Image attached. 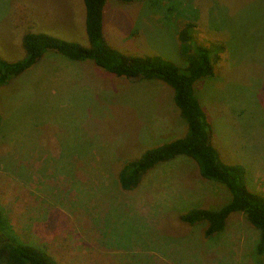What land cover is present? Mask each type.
I'll use <instances>...</instances> for the list:
<instances>
[{
	"label": "rangeland",
	"instance_id": "obj_1",
	"mask_svg": "<svg viewBox=\"0 0 264 264\" xmlns=\"http://www.w3.org/2000/svg\"><path fill=\"white\" fill-rule=\"evenodd\" d=\"M195 2V36L222 41L228 53H219L215 77L195 86L212 144L223 164L245 169L250 192L264 194V0ZM157 3L163 14L152 16L142 3L107 0V44L173 57L183 23L165 15L169 0ZM47 23L56 29L46 35L87 46L82 0H0V58L21 60L23 34H45ZM45 57L0 92V206L19 243L49 250L57 264H264L259 231L242 213L207 239L203 225L180 221L190 209L216 211L230 200L191 160L158 166L134 192L118 187L121 165L184 133L167 86ZM251 67L258 77L250 80Z\"/></svg>",
	"mask_w": 264,
	"mask_h": 264
},
{
	"label": "trees",
	"instance_id": "obj_2",
	"mask_svg": "<svg viewBox=\"0 0 264 264\" xmlns=\"http://www.w3.org/2000/svg\"><path fill=\"white\" fill-rule=\"evenodd\" d=\"M185 1L189 3L187 10L190 12L187 22L182 18L181 10ZM106 2L107 0H82L85 8L86 47L43 33L25 32L21 40L24 57L15 62L0 58V92L7 91L24 74L38 67L48 53L60 55L73 63L92 62L97 69L116 78L164 84L171 90L173 104L185 124L184 133L170 141L143 149L134 160L121 165L116 177L118 187L126 193L134 192L141 181L158 166L172 165L180 159L191 160L198 176L224 186L230 200L216 211L190 209L180 217V221L190 227L203 225L204 238L207 239L221 233L231 216L242 213L248 223L259 231L258 254H263L264 194H256L247 189L245 169L241 165L229 166L220 161L218 151L212 144L214 136L207 114L195 92L196 84L215 77L214 64L219 59V53L228 54L226 47L220 45L222 41L205 39L203 36L200 41V36H195V0H169L165 15L169 18L172 16L171 22L183 23L177 28L173 39L174 56L122 54L107 44L103 33V10ZM114 2L123 6L142 3L144 7H148L152 16L155 12L163 14L159 12L161 8L158 7L157 0ZM161 31H168V27ZM248 73L250 80L258 77L253 67ZM4 129L0 125L1 140ZM56 261L49 250L19 243L10 226L8 213L0 206V264H57Z\"/></svg>",
	"mask_w": 264,
	"mask_h": 264
},
{
	"label": "crops",
	"instance_id": "obj_3",
	"mask_svg": "<svg viewBox=\"0 0 264 264\" xmlns=\"http://www.w3.org/2000/svg\"><path fill=\"white\" fill-rule=\"evenodd\" d=\"M49 29H53V30H55L56 28H55L54 26H52L51 24L47 23V27H46L45 35H46V32H47Z\"/></svg>",
	"mask_w": 264,
	"mask_h": 264
}]
</instances>
